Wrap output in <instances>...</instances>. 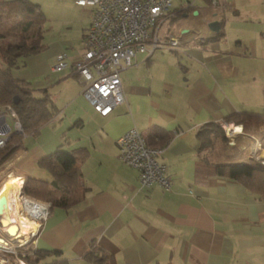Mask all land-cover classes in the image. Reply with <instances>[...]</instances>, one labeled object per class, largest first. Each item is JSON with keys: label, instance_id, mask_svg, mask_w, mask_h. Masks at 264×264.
Segmentation results:
<instances>
[{"label": "crops", "instance_id": "crops-1", "mask_svg": "<svg viewBox=\"0 0 264 264\" xmlns=\"http://www.w3.org/2000/svg\"><path fill=\"white\" fill-rule=\"evenodd\" d=\"M28 1L40 6L46 20L44 4L64 12L52 18L55 29L44 24L45 50L22 58L11 73L35 98L46 95L55 111L36 135L23 137L0 160V196L15 181L27 201L50 205L25 194L23 186L34 179L58 191L38 165L58 149L84 150L76 155L83 196L66 209L49 207L36 231L17 229L21 243L60 252L42 264H90L83 256L92 245L114 264H264V199L234 178L196 172L201 163L264 168V126L244 131L229 120L236 114L264 117V0H174L159 33L179 38V48L136 54L120 73L123 102L107 117L81 95L79 77L69 68L52 70L58 54L69 63L80 58L92 9L75 0ZM16 21H0V30ZM214 21L218 32L208 28ZM8 42L0 37V44ZM2 115L11 127L4 108ZM207 124H217L218 132L202 128ZM131 129L152 145L168 136L158 158L167 168L168 190L141 188L137 171L120 160L116 141ZM17 178L24 180L21 188ZM16 251L15 261L9 254L12 262L0 254V264H25Z\"/></svg>", "mask_w": 264, "mask_h": 264}, {"label": "built area", "instance_id": "built-area-1", "mask_svg": "<svg viewBox=\"0 0 264 264\" xmlns=\"http://www.w3.org/2000/svg\"><path fill=\"white\" fill-rule=\"evenodd\" d=\"M173 1L75 0L77 6L92 9L90 24L82 37V54L73 63L68 62L65 53L58 54L52 70L60 72L69 68L79 77L81 94L92 109L101 117H107L123 102L120 73L132 66L136 54L150 57L156 50L179 48V38L167 36L161 39L159 33L161 25L171 16ZM4 110L12 126L7 125L4 115L0 116V149L5 147L12 133H22L14 110L10 107ZM116 145L120 160L137 171L141 188L169 189L167 168L158 161L161 148L147 146L144 137L135 129L118 138ZM23 183L24 180L21 187ZM32 201L36 212H25L24 215L35 221L39 228L49 214L50 205ZM0 239V254L5 259L9 254L17 257L14 249L18 250L23 244L19 236H10L3 229L1 219ZM12 239L16 242L11 243ZM3 245L9 249L4 250Z\"/></svg>", "mask_w": 264, "mask_h": 264}, {"label": "trees", "instance_id": "trees-1", "mask_svg": "<svg viewBox=\"0 0 264 264\" xmlns=\"http://www.w3.org/2000/svg\"><path fill=\"white\" fill-rule=\"evenodd\" d=\"M171 17L172 12L169 18ZM10 18H17L18 21L11 27L0 30L1 38L12 39V42L0 44V61L2 63L0 67V108L10 107L14 110L22 133L11 134L5 147L0 149V160L12 155L21 146L23 137L36 135L54 115L55 111L46 95L39 99L35 98L33 90L28 88L25 83L16 80L11 73L12 68H15L22 58L42 52L46 48L42 43L46 21L42 10L39 5L28 0H15L0 4V21ZM221 36L222 34H218L216 38ZM196 42L203 44L201 40ZM14 97H17V103H14ZM229 120L236 125H242L244 131L247 130L246 128L257 129L264 126V117L259 115L236 114ZM218 127L217 124H207L202 128L217 133ZM203 133H199L202 142L205 138V135H201ZM167 137L166 135L162 136L164 140H161V144L152 145L148 142L146 144L152 148L163 147ZM80 153H84V150L79 149L76 152L68 153L58 149L39 161L38 165L50 173L54 183L59 188L58 191L52 190L45 182L29 179L23 186V192L36 199L49 202L50 207L66 209L79 203L82 200L83 193L81 192L80 174L76 167V155ZM196 172L234 178L248 191L264 199V168L262 167L247 162L211 166L201 163ZM20 186L21 183H19ZM18 250L20 253L19 258L25 264H42L43 258L49 255L55 257L60 255V252L55 250H35L32 242L26 243ZM83 258L90 264H114L111 256H108L103 250L94 245L84 254ZM47 264H66V262L65 260L56 259Z\"/></svg>", "mask_w": 264, "mask_h": 264}, {"label": "bare ground", "instance_id": "bare-ground-1", "mask_svg": "<svg viewBox=\"0 0 264 264\" xmlns=\"http://www.w3.org/2000/svg\"><path fill=\"white\" fill-rule=\"evenodd\" d=\"M17 180L20 183H22V179L19 180L17 178ZM3 183L0 188V193L2 192ZM21 195L22 194L21 192H19V189L16 186L15 181H12L8 184V186L0 196V219L2 222L3 229H5V231L10 236H14V237H16L18 234L17 229H20L21 232H27L29 229H35L36 231L38 228V224L36 222H32L33 220L32 221L27 220L26 218H28V216L24 215L25 212L26 214L28 213L34 214L36 212L33 202L27 201L24 197L23 200H21ZM30 233H31L30 235H34L33 232ZM3 249L8 250L9 247L3 245ZM11 259L12 258H9L6 261L12 262Z\"/></svg>", "mask_w": 264, "mask_h": 264}, {"label": "rangeland", "instance_id": "rangeland-1", "mask_svg": "<svg viewBox=\"0 0 264 264\" xmlns=\"http://www.w3.org/2000/svg\"><path fill=\"white\" fill-rule=\"evenodd\" d=\"M50 5H47V4H44V6H43V12L45 13V16H46V18H47V20H46V22H45V29H48L49 28V26H51V25H53V28L55 29L56 28V25H54L52 22H51V20H52V18L53 17H57V16H59L60 15V13L62 12H64V9H62L61 11H56V10H51L50 8ZM12 20H10L9 22H11ZM13 22V21H12ZM162 28H164V27H162ZM162 28H161V30H160V32H162ZM160 37H161V35H160ZM161 39H164L163 37H161ZM159 51V50H158ZM82 95V94H81ZM83 96V95H82ZM5 115H6V118L8 119V115H7V113L5 112ZM56 123V122H55ZM47 128H49V127H47ZM49 129H53L52 127H50ZM45 130H43V132H44ZM15 250V252H16V255H17V249H14ZM9 258H12L11 256H8ZM15 254H14V258H13V261H15ZM17 260V259H16Z\"/></svg>", "mask_w": 264, "mask_h": 264}, {"label": "water", "instance_id": "water-1", "mask_svg": "<svg viewBox=\"0 0 264 264\" xmlns=\"http://www.w3.org/2000/svg\"><path fill=\"white\" fill-rule=\"evenodd\" d=\"M208 28L210 29L211 32H218V30H219L218 22H216V21L210 22L208 24ZM14 103H17V97H14ZM0 241H1V239H0Z\"/></svg>", "mask_w": 264, "mask_h": 264}]
</instances>
